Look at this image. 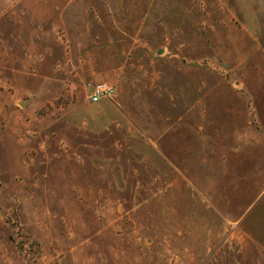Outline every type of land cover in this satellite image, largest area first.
<instances>
[{"label":"rangeland","instance_id":"obj_1","mask_svg":"<svg viewBox=\"0 0 264 264\" xmlns=\"http://www.w3.org/2000/svg\"><path fill=\"white\" fill-rule=\"evenodd\" d=\"M0 264H264V0H0Z\"/></svg>","mask_w":264,"mask_h":264},{"label":"built area","instance_id":"obj_2","mask_svg":"<svg viewBox=\"0 0 264 264\" xmlns=\"http://www.w3.org/2000/svg\"><path fill=\"white\" fill-rule=\"evenodd\" d=\"M88 98L90 102H98L103 98L110 97L114 94L115 89L111 84L104 82L90 83L87 85Z\"/></svg>","mask_w":264,"mask_h":264},{"label":"water","instance_id":"obj_3","mask_svg":"<svg viewBox=\"0 0 264 264\" xmlns=\"http://www.w3.org/2000/svg\"><path fill=\"white\" fill-rule=\"evenodd\" d=\"M158 52H160V51L158 50Z\"/></svg>","mask_w":264,"mask_h":264}]
</instances>
